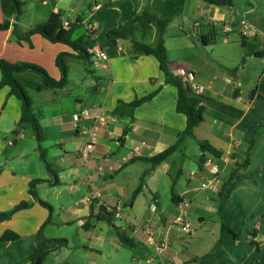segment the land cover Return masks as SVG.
Returning a JSON list of instances; mask_svg holds the SVG:
<instances>
[{
  "label": "crops",
  "instance_id": "0c3cea01",
  "mask_svg": "<svg viewBox=\"0 0 264 264\" xmlns=\"http://www.w3.org/2000/svg\"><path fill=\"white\" fill-rule=\"evenodd\" d=\"M20 1L26 5L29 0ZM46 2L43 0L44 6L48 5ZM64 2L69 0H54L42 22L24 21L22 15L19 19L10 18V29L0 32V61L32 63L60 80L62 73L56 60L59 54L68 53L69 62L89 65L85 66V72L95 77V82L89 84L100 98L89 109H74L70 118L58 111L49 115L34 100V113L43 131L48 132L39 143L31 124L20 125L21 101L11 94L10 87L0 88V212L10 211L23 202L30 204L0 224V238L7 231L20 236L16 241L0 239V264H37L41 256L43 264L58 258L62 264H119L116 256L123 247L131 248L132 252L122 264H264V128L249 147L252 133L264 124V66L247 94L239 88L242 80L238 76L231 80L234 85L227 83L229 77H223L227 85L220 89L217 75L205 79L196 71L185 69L194 75L190 86L200 87L198 94L205 107L204 121L195 128L193 139L196 143L206 141L221 152L220 158H214L219 162L216 161L222 184L197 192L200 184L211 176L200 165L203 152L199 145L198 160L190 164L187 142L190 137L157 166L142 160L174 145L187 126L186 116L177 112V88L166 84L159 61L145 55L139 45L157 48L163 38L169 53L165 36L182 14L180 6L184 0H95L94 5L79 1L69 2L63 8ZM194 5L198 9L213 6L205 0H194L191 9ZM54 13L61 14L63 22H81L78 29L85 31L79 34L77 29L74 38L91 35L96 42L91 52L100 59L98 62L93 57L79 59L78 53L67 45L52 43L39 34L32 36V46L14 35V25L25 34L47 22ZM71 15L77 18L71 19ZM134 17L139 18L132 22ZM154 18L170 23L164 28ZM222 18L223 24L239 22L232 19V14ZM6 19L0 1V24ZM110 31H118L127 38L112 41L108 37ZM101 51L106 53V60L98 57ZM249 58L256 61L246 51L243 62ZM168 66L176 75L179 69H184L176 68L170 60ZM96 68L110 74V80L97 75ZM16 78L32 91L44 86L38 73H17ZM70 83L69 75L67 87ZM46 90L52 89L43 87L38 93ZM53 93L48 100V106L52 107L58 104L54 96L57 90ZM152 94L155 96L151 100L135 110L133 119L114 113L121 102L130 104ZM76 102L82 100L77 97ZM85 111L88 116L83 115ZM98 116L105 117V122L98 123ZM95 125L99 143L84 158L79 149L89 140L85 131ZM209 155L213 156L207 153L206 158ZM133 159L136 161L130 163ZM247 159L249 165L228 184L233 170ZM35 180H41L35 187L37 197L31 193ZM85 187L87 193L83 195ZM96 192L100 197L88 202ZM166 195L170 200L165 199ZM64 196L72 201L66 206L59 203L57 210L54 201L60 202ZM153 204L157 210L151 208ZM109 208L118 210L121 216L116 217ZM124 210L130 213L124 214ZM182 214L193 222L191 235L175 224ZM192 217L197 218V224ZM118 220L124 221V225L118 224ZM210 222L214 223V229H210ZM56 228L59 231L74 228L76 234L66 237L55 233ZM110 229L115 230L116 236L109 233ZM118 231L133 240L134 246L122 243ZM150 231L156 243L167 241L164 251L152 243ZM63 246L85 253L86 261L59 256Z\"/></svg>",
  "mask_w": 264,
  "mask_h": 264
},
{
  "label": "rangeland",
  "instance_id": "374dc122",
  "mask_svg": "<svg viewBox=\"0 0 264 264\" xmlns=\"http://www.w3.org/2000/svg\"><path fill=\"white\" fill-rule=\"evenodd\" d=\"M79 1L85 2L84 4L88 3V5L95 4V0H69L71 3ZM193 1L194 0H184L181 8L182 14H179L176 17L175 21L167 31L165 41L170 48L168 60L173 62L176 68L181 67L187 70L190 69L189 71H196L201 78L212 79L213 75H217V83L220 89H224V86L227 85V83L234 85L232 81L238 76V78L242 80V86L239 88L246 94L250 93L251 90H249V86L252 87L253 84L257 83V77L264 66V57L255 56L256 61H252L253 59L249 58V60L247 59L248 62L247 60L243 62V59L246 51L250 50L254 52L263 51L262 53L264 54V38L256 37L248 39L247 42L249 47L245 48L243 46V37L238 31L227 34L223 33V27H227L228 24L232 22L223 24L224 19L222 17L232 14V19H235L236 21H249L264 31V0H232L233 6L230 10H227L226 7L219 8L216 5L211 7L209 5L206 8L198 9L196 6L197 4L191 9ZM53 2L54 0H47L46 4L48 5L44 6L43 0H29L23 7L21 19L27 22L36 21V19H39L40 22L44 21L53 6ZM68 3L64 2V4H62L64 5L63 8L67 7ZM77 15L82 16V13ZM76 18L77 16L71 17V19ZM193 23H196L197 25H193ZM77 31L81 34L85 30L84 28H79ZM204 36H207L210 39L208 44L203 42ZM93 60L98 62L100 59L93 57ZM66 63L69 67L71 83L69 87L64 90H57V95H54L57 98V105L54 104L53 107L48 106V100L54 94L53 90H46L41 94L38 93V91H32L31 89H27V91L33 101H37L38 105L44 110H47V112H50L48 113L49 115L58 111L70 118L75 110L79 111L81 107L89 109L90 106L98 101L100 97H97V95L93 93V86L89 84L90 82H95V77L92 75L88 76L85 72V66L86 68H89V65L85 62L82 63L79 61L69 62L67 58ZM242 68H244V70ZM95 73L103 76L107 82L110 80V74L108 73L100 71L97 68ZM84 77L89 79L88 82H85V79L82 80ZM223 77H229L230 81L232 80L231 83L228 81L227 83L223 82ZM74 81H76L77 84H75ZM77 97L82 100L81 103L76 102ZM49 115L47 116L48 119L51 118ZM43 133L46 135L48 132L45 129ZM187 142L189 144L188 156L190 161H192L189 162L190 164H194L198 160L197 157L199 156L200 149L192 137H190ZM86 193L87 190L85 187L83 195H86ZM65 196L60 199V202L54 201V207L57 210L59 203L66 206L72 201L70 197L65 199ZM165 199L170 200V197L166 195ZM129 213V211L124 210V214ZM192 220H194V223H198L197 218L192 217ZM117 222L118 224L124 225V221L118 220ZM194 226L195 224H193V230ZM209 227L210 229H214V223L210 222ZM54 232L64 234L66 237H72V235L76 234L74 228L65 231H59V229L56 228ZM109 233L112 234V236H116L114 229H110ZM131 250V248L123 247V251L116 256L119 260V264H122L129 258L128 256L132 252ZM59 256H65L69 260L76 259L80 262L86 261L85 253L77 252L76 249H73L72 247L68 248L63 246L62 252H60ZM60 263L62 264V260L59 258L48 261V264ZM65 263L70 264V262H63V264Z\"/></svg>",
  "mask_w": 264,
  "mask_h": 264
},
{
  "label": "trees",
  "instance_id": "16d2710c",
  "mask_svg": "<svg viewBox=\"0 0 264 264\" xmlns=\"http://www.w3.org/2000/svg\"><path fill=\"white\" fill-rule=\"evenodd\" d=\"M1 6L4 15L6 16V20L0 24V32L7 31L11 27L10 18L16 17L19 19L23 13V7L25 3L20 0H0ZM207 3L211 5H216L218 7H226L231 8L233 6L232 0H205ZM183 3V2H182ZM181 9V6H180ZM139 18V17H138ZM134 17L132 22L138 19ZM154 20L158 21L164 28L170 23V20L162 21L157 18ZM81 22L78 20L76 23H70L69 27H64L63 20L61 14H52L49 20L43 24H39L32 28L25 34H21L18 30V26L14 25L13 33L19 39V41H26L32 46V36L39 34L43 36L45 39L49 40L52 43H62L70 47L73 51L77 52V57L79 59L90 60L93 57V50L95 45V40L92 38L91 35L87 34L78 38H74V33L79 27ZM108 37L112 41H116L118 38H127L124 34L118 31H110L108 33ZM248 40L243 38V46L248 48ZM203 42L208 44L210 39L207 36L203 37ZM142 49L144 50V54L148 56H154L160 63V68L165 75V82L168 85H172L177 88L178 90V100H177V112L183 114L187 118V126L184 132L180 134L178 141L170 146L168 149L159 153L158 155L152 158H142L144 161H148L153 164V166H157L164 161H166L173 153H175L180 147L185 138L192 137L194 138V130L196 127L200 126L204 121L205 116V107L202 105V97L194 92L191 87L183 82V80L177 76L176 74L172 73L168 66V50L165 46L164 40L162 38L159 47L152 48L150 46H146L143 44H139ZM248 55L254 56H261L264 57L263 53L254 52V51H247ZM68 53H61L58 55L56 64L62 73V78L60 80H55L52 78L49 73L42 67L32 64V63H10L5 60L0 61V70L2 72V80L0 82V88L5 86L10 87L11 94L15 95L22 103V117L20 120V125L24 124H31L36 131L38 142L41 143L45 139V134L43 133V128L41 127L40 120L38 116L34 113L33 109V99L29 95L26 87H24L20 81L16 78L17 73H24V72H34L41 75L44 79V86H40L37 88L38 91H41L43 87H47L52 90H59L64 89L68 85L69 81V67L66 63V57ZM263 55V56H262ZM256 91L253 92L252 96L254 97ZM238 93V91H237ZM155 94L147 96L142 99H138L130 104H125L121 102L118 107L115 109L114 113L116 115L121 116H128L130 118H134L135 110L142 105L143 103L151 100ZM1 115V110H0ZM264 128V124L260 125L251 135V144L258 135V133ZM129 127L125 130V135L129 132ZM198 145L202 149L203 156L200 160V165L205 163L206 161V154L209 153L216 158L221 157V152L216 150L210 143L206 141L197 140ZM249 148V149H250ZM42 157L44 161H46L45 154L42 153ZM136 161L133 159L130 163ZM249 159H247L240 167L235 168L231 174L230 179L228 180V184L233 181L234 176L239 173L242 169H245L249 165ZM47 167L51 170V166L47 164ZM144 181V178H143ZM41 180H35L32 182L31 185V193L37 197L35 192V187ZM139 193V190L135 193V196ZM42 205L48 207L50 210L52 207L41 201ZM30 206L29 203L23 202L20 205L16 206L10 211L0 212V224L4 221L10 220L15 213L20 210L26 209ZM226 227L224 226V229ZM119 239L122 243L134 246V241L125 237L120 231L117 232ZM1 241H16L20 239L19 234L13 231H7L4 235L0 238ZM44 256L38 258L37 264H43Z\"/></svg>",
  "mask_w": 264,
  "mask_h": 264
},
{
  "label": "built area",
  "instance_id": "2783aa9c",
  "mask_svg": "<svg viewBox=\"0 0 264 264\" xmlns=\"http://www.w3.org/2000/svg\"><path fill=\"white\" fill-rule=\"evenodd\" d=\"M63 25H64V27H69L70 23L69 22H63ZM235 31H238L240 33V35L247 40L251 39V38H256V37L264 38L263 29H261L260 27H258L254 23H251V22L246 21V20H242V21H239L237 23L232 22V23L228 24L227 27L226 26L223 27V33H225V34L230 33V32L233 33ZM98 57H100L104 60L107 59V55L104 51L99 52ZM177 76H179L183 80V82H185L189 86H190V83L194 80V75L185 69H179ZM228 82L231 83L230 80H228ZM190 87L196 93H198L200 91L199 86L194 85V86H190ZM83 115L88 116L89 113L87 111H85V113ZM105 119H106L105 117H100V116L97 117L98 123H104ZM95 124H97V121L95 122ZM85 134H87L89 136V140L84 145H82L80 147L79 153L84 158H88L90 156V154H92L93 151L95 150L96 145L99 143V134H98L97 125H95L91 130L85 131ZM203 167L209 172L211 177H210V179H207L200 184V186L196 190L197 192H201L203 190L212 188L213 184H217V185L222 184V179L220 177L221 176V169L218 166V164L216 163L214 156H210V157L206 158V161L203 164ZM98 197H100V193L96 192L92 196V198L87 199V201L92 202L93 200H96ZM151 208L153 210H157V206L154 204L151 206ZM108 210H109V212L114 213L116 215V217L121 216V212H119L116 209L109 208ZM175 224L178 225L185 234L191 235L192 224H191V221L189 220V218L186 216V214L179 215L175 220ZM149 233H150L152 243H155L157 245L159 251H164L168 247V243L166 240L162 241L161 243H159V242L156 243L155 239H154V233H152L151 231Z\"/></svg>",
  "mask_w": 264,
  "mask_h": 264
}]
</instances>
